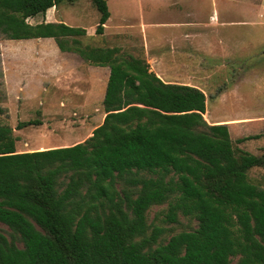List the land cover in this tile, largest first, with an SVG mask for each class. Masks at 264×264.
Wrapping results in <instances>:
<instances>
[{"label":"trees","instance_id":"obj_1","mask_svg":"<svg viewBox=\"0 0 264 264\" xmlns=\"http://www.w3.org/2000/svg\"><path fill=\"white\" fill-rule=\"evenodd\" d=\"M63 1L79 0H0V32L51 37L110 67L105 117L83 141L27 151L0 123V223L10 229L0 228V264H264V186L250 176L264 149L238 147L228 123H209L203 88L166 82L118 46L85 44L84 27L29 20ZM92 2L102 34L109 5ZM180 216L196 225L175 231Z\"/></svg>","mask_w":264,"mask_h":264},{"label":"rangeland","instance_id":"obj_2","mask_svg":"<svg viewBox=\"0 0 264 264\" xmlns=\"http://www.w3.org/2000/svg\"><path fill=\"white\" fill-rule=\"evenodd\" d=\"M111 16L102 34L96 33L100 13L92 0L77 2L63 1L58 5L60 16L64 14L70 25L86 28L87 35L81 37L91 46H119L125 54L144 57L150 70L157 62L149 54L165 53L170 61L181 62V46L173 50L168 41L152 43L153 35L168 37L189 32L188 25H180L177 19L201 20L196 32L202 38L200 51H184L190 57L199 55L201 74L197 79L207 94V110L204 117L210 123H225L226 118L236 123L229 127L234 145L253 154L264 149V0H107ZM218 10L220 22L214 24L210 15ZM125 11V12H124ZM182 11V12H181ZM40 16V15H39ZM38 16V17H39ZM31 19V18H30ZM29 19V20H30ZM193 19V20H192ZM226 19V20H224ZM183 20V19H181ZM211 27V28H209ZM200 28V30H199ZM186 31V32H185ZM158 39V38H156ZM210 39V41H208ZM222 42L227 50L225 57H219L206 47L207 43ZM225 47V48H224ZM59 48L52 39H8L0 32V123L14 127L19 150L37 149L43 146H64L92 135L93 130L103 122L105 110L101 85L103 78L95 79L94 68L88 61L72 63L63 68L55 64V73L66 71L59 84H48L44 89L41 73L35 68L32 56L35 51H52ZM183 49V48H182ZM180 54V55H179ZM222 58L217 64L216 59ZM44 59V58H43ZM58 60L62 59L57 57ZM40 64V62H39ZM93 68V69H92ZM165 69L172 78L181 81V65L167 63ZM40 70V69H39ZM8 73L7 84L5 74ZM154 72V71H153ZM107 75V74H105ZM183 75H185L183 73ZM87 79L91 80L87 82ZM89 88L92 97L82 102L80 89ZM44 99L46 103L41 104ZM51 99L54 101L50 102ZM38 119L33 124L17 129L22 120ZM229 126V125H228ZM79 135L84 137L78 138ZM258 136L246 139L240 138ZM251 178L264 186V167H253ZM167 204L153 206L148 211L149 221L159 223ZM175 231L189 229L196 225L194 220L180 216L179 223L170 224ZM7 234L10 229L0 223ZM21 245V242H19ZM234 259L233 263L236 262Z\"/></svg>","mask_w":264,"mask_h":264},{"label":"crops","instance_id":"obj_3","mask_svg":"<svg viewBox=\"0 0 264 264\" xmlns=\"http://www.w3.org/2000/svg\"><path fill=\"white\" fill-rule=\"evenodd\" d=\"M58 6L57 7H51L47 10V12L45 13V15H40L39 17H33L30 19V21L32 23H36L39 21H47V22H60V21H64L67 24H70L68 21L65 20V16L64 14H62L60 16V13L58 12ZM111 12V11H110ZM125 12V11H124ZM182 12V11H181ZM111 16V15H110ZM110 18V17H109ZM183 19V20H181ZM181 19H177L178 23L180 25L186 24L188 25V27L190 29L189 32L186 33H181L180 35L177 36H168V37H161V36H154L153 35V39H152V43H154L155 45L159 42H164V41H168L170 47L175 50V47H180V43H182L183 46H181V62L180 61H170L172 58V56L170 55H166L165 53H153V54H149L148 59L152 58L154 59L157 64L154 65V67L151 69L152 71H154L158 76H160L164 81L166 82H179V83H184V84H188V85H193V86H197L202 88V85L198 82V78L201 74V60L199 55L195 56L194 52L195 51H200V48L202 47V38L200 37L199 34H197L196 29L197 25H201V20H197V19H192L193 21H191L190 19H184L183 17H181ZM210 20L211 22H213L214 24H219V23H225L224 22H220V15L218 10H214L213 13H211L210 15ZM226 20V19H224ZM211 28V27H209ZM200 30V28H199ZM199 33V32H198ZM158 38V39H156ZM39 39H52L51 37H47V38H39ZM54 39V38H53ZM210 41V39L208 40ZM220 44H222V42L219 41V43H215L214 41H211V43H207L206 47L209 48L211 51H214L213 53H217L220 54L219 57H225L227 55V50L221 48ZM186 46L189 47V49L194 50L193 56L190 57L189 53L184 51L186 49ZM114 47V46H113ZM119 47V46H118ZM225 48V47H224ZM34 54H32V56L39 58L40 60L35 61V69L38 70V72H40L41 74L36 78L37 80H40L41 85L44 87V89L48 88V84L52 83V84H59L61 81L64 80V74L67 73L66 71L60 72V73H55L52 71V69H55V64L59 63V65L63 68H68L70 66V64L72 63H77V64H81L86 62L79 54L75 53V52H70V51H62L59 48L54 49L52 51H35L33 52ZM180 55V54H179ZM61 57L62 59L58 60L57 57ZM44 58V59H43ZM219 61L223 62V59L221 58H217L216 62L217 64H219ZM40 62V64H39ZM90 63V62H89ZM169 63H176V65H181V81H179L176 78H172L174 76H172L170 73H168L165 69L166 64ZM90 66H92L93 68V74L95 75V79H93L92 81H99L102 78L104 80H102L101 85L103 87L104 90V85L107 83L108 81V77L110 74V67L108 66H99V65H94V64H90ZM40 69V70H39ZM183 73L185 75H183ZM63 74V75H62ZM107 74V75H105ZM5 79L7 84L9 83V78H8V73L6 72L5 74ZM91 81L89 79H87V82ZM80 94L82 95L83 99L81 103H85V101H89V99L92 97V93L91 90L89 88L84 89H80ZM104 91L102 92V98L104 99ZM54 101V99H51L50 102ZM41 104L46 103L44 99L40 100ZM213 122L210 121V123H216L218 120L217 119H213ZM225 123H228L229 127H233L236 123H234L233 119L230 118H226L223 120ZM84 137L83 135H79L78 138H82ZM79 140L77 142L83 141ZM74 142V143H77ZM73 142H70L67 145H72L74 144ZM50 147H55V146H50ZM16 148L18 151H25V150H19V146L16 145ZM49 148V146H43L37 149H46ZM33 150V149H30ZM27 151V150H26Z\"/></svg>","mask_w":264,"mask_h":264}]
</instances>
